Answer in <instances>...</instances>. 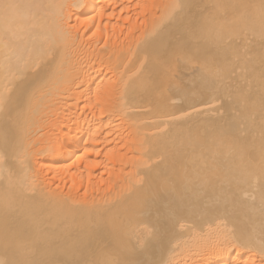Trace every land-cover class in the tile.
Segmentation results:
<instances>
[{"label":"bare ground","instance_id":"6f19581e","mask_svg":"<svg viewBox=\"0 0 264 264\" xmlns=\"http://www.w3.org/2000/svg\"><path fill=\"white\" fill-rule=\"evenodd\" d=\"M0 264H264V0H0Z\"/></svg>","mask_w":264,"mask_h":264}]
</instances>
